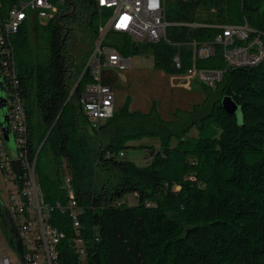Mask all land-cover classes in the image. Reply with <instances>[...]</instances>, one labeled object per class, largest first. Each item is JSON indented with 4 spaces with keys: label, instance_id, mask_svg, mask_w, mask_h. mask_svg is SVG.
Masks as SVG:
<instances>
[{
    "label": "trees",
    "instance_id": "1",
    "mask_svg": "<svg viewBox=\"0 0 264 264\" xmlns=\"http://www.w3.org/2000/svg\"><path fill=\"white\" fill-rule=\"evenodd\" d=\"M16 2L0 0V15ZM67 4L48 25L27 20L7 43L28 115L26 145L38 153L41 189L54 205L50 222L66 232L58 264H264V65L228 67L217 87L206 85L218 90V97L178 108L172 118L162 117L156 105L142 112L125 104L93 129L80 105L89 73L68 100L72 78L84 64L76 62L69 40L78 28L92 45L100 10L95 0H77V15H65L73 12ZM166 18L173 24L167 39L156 43H132L115 33L123 39L122 54L150 50L157 67L177 73L191 65L193 41L212 40L221 31L214 24L247 20L264 40V0H166ZM194 21L209 25L182 24ZM178 49L182 69L173 62ZM197 66L225 68L227 62L220 50ZM225 95L240 106L241 120L223 107ZM121 116H153L156 126L120 132L95 148L94 141ZM181 120L186 125L177 128ZM147 135L159 137L160 145H142L146 163L139 165L127 157L126 142ZM45 149L43 161L50 160V170L43 174ZM94 166L107 174L99 187L89 182ZM65 168L72 171L83 209L79 233L65 208ZM130 192L134 204L126 199ZM3 202L0 196V217L8 224ZM76 237L84 241L83 260L74 247Z\"/></svg>",
    "mask_w": 264,
    "mask_h": 264
},
{
    "label": "built area",
    "instance_id": "2",
    "mask_svg": "<svg viewBox=\"0 0 264 264\" xmlns=\"http://www.w3.org/2000/svg\"><path fill=\"white\" fill-rule=\"evenodd\" d=\"M62 4L65 3L61 0ZM100 10L98 34L88 53L87 61L69 89L68 100L75 94L84 76L90 78L81 90L80 105L88 117L92 128L97 129L116 111V94L112 84L104 80L106 67L124 70L131 65V58L122 54L115 33L128 37V42H159L167 39V29L173 23L166 18V0H95ZM46 7H53L50 19L61 11V6L52 0H17L9 7L6 15H0V67L5 78L7 106L11 132L14 134L17 150L15 155L7 146L3 126L0 122V171L8 185L10 204L6 210L12 226L17 230L22 243L23 255L17 250V240L11 232L8 238L0 233V264H58L59 243L66 237V232L50 222L54 205L46 202L39 175L37 173L38 153L28 151V115L16 74V62L9 47L10 36L17 32L27 21L48 15ZM109 14L107 23L103 20ZM188 26H207L202 22H185ZM221 31L212 40L193 41L189 56L191 65L183 71L174 73L173 79L180 78L182 84L191 87L194 81H200L212 88L217 87L228 67L245 65H264L263 32L251 27L247 20L241 24H214ZM111 39H107L108 36ZM222 51L227 66L199 67L198 60L216 56ZM182 51L178 49L173 57L177 69L184 68ZM178 76V77H175ZM124 154V153H122ZM18 163L21 175L14 169ZM72 176H65L63 188L66 194V205L72 217L73 225L79 233L80 213L82 207L75 197ZM61 207V203L57 202ZM10 228L11 225L8 223ZM1 226V217H0ZM74 247L81 259L85 256L84 241L76 237ZM9 249L12 255L5 250Z\"/></svg>",
    "mask_w": 264,
    "mask_h": 264
},
{
    "label": "rangeland",
    "instance_id": "3",
    "mask_svg": "<svg viewBox=\"0 0 264 264\" xmlns=\"http://www.w3.org/2000/svg\"><path fill=\"white\" fill-rule=\"evenodd\" d=\"M52 3L58 6L63 5L61 0H52ZM48 15L40 17L37 22L41 25H48L50 22V15L54 12L53 7H46ZM110 15L105 14L103 20L105 23L108 22ZM32 20H36L33 18ZM95 21H99L96 18ZM78 27V25H77ZM112 36H108L107 39H111ZM118 42H123V39L114 36ZM90 43L87 40L86 35L81 29H76L70 40H69V50L72 55L75 56L77 63H82L87 61L88 53L90 51ZM131 58V65L124 70L114 69L113 67H106L104 72V80L110 84L115 90L116 94V110H120L125 104L128 105L130 110H140L142 112H149L154 105L157 106L159 113L162 117L169 119L173 117L174 111L178 108L180 109H190L195 103L202 102L205 98L214 100L218 97L219 91H211L207 88L206 84L200 81H194L192 89H186L182 86V81L180 78L173 79L174 73L159 68L154 63L153 53L149 50L146 52L132 53L128 55ZM178 77V76H175ZM75 81V76L72 78ZM0 94L7 95V91ZM8 108L0 109V119L3 118L4 111ZM237 115L239 120L242 119L241 109H238ZM121 121L117 120L112 122L111 127L106 131H103L100 136V140L96 139L94 141V147H98V142H107V140L112 135H117L120 132L129 131L135 132L138 130H148L156 126L155 117L153 116H137V117H124L121 116ZM190 118H188L189 120ZM83 120V119H82ZM123 122V123H122ZM124 124L125 126H121ZM186 123L183 120L177 122L176 127L182 128ZM149 131V130H148ZM191 134H197L196 128L191 131ZM176 141H174L175 143ZM127 147V157L135 161L139 165H144L146 163L145 149L142 145H154L159 147L160 138L157 136H144L141 139L130 140L126 142ZM7 146L11 149L13 155L16 151V143L14 134H11V139L7 142ZM48 156L47 150L41 155V170L44 174V170L49 171L50 160L46 159ZM53 167V166H52ZM92 175L89 182L92 184L99 185L106 178L105 173L101 172L99 168L92 167ZM72 174L70 168L64 169V175L69 176ZM11 187L8 185L3 173L0 171V196L3 201L8 205L10 204V194L9 190ZM126 199L129 204L136 203L137 199L135 195L130 192L126 195ZM0 233L4 238H8L11 235V228L9 224H6L4 218H1ZM8 254L12 255L9 249L5 250Z\"/></svg>",
    "mask_w": 264,
    "mask_h": 264
},
{
    "label": "water",
    "instance_id": "4",
    "mask_svg": "<svg viewBox=\"0 0 264 264\" xmlns=\"http://www.w3.org/2000/svg\"><path fill=\"white\" fill-rule=\"evenodd\" d=\"M65 3H70V0H64ZM73 12H67L65 13V15H72ZM6 91V84H5V80H4V76L2 73V69L0 67V93ZM222 104L223 107L230 113H237L238 109L240 108V106L232 99L231 96L229 95H225L222 99ZM5 107H7V97L6 95L0 94V109H4ZM0 122L3 126V131H4V135H5V139L7 142L10 141L11 139V125H10V121H9V114H8V108L6 111H4L3 114V118L0 119ZM16 150H17V145H16ZM14 169L18 172L19 176L21 175V170L19 168L18 163H15ZM3 207H6L5 203L3 202ZM6 210V208H5ZM6 219L7 221L10 223L11 225V232L13 233V235L15 236V239L17 240L18 244H17V250L20 253V255H23V247H22V243L18 237V233L17 230L12 226L11 224V220L10 217L7 213L6 210Z\"/></svg>",
    "mask_w": 264,
    "mask_h": 264
},
{
    "label": "flooded vegetation",
    "instance_id": "5",
    "mask_svg": "<svg viewBox=\"0 0 264 264\" xmlns=\"http://www.w3.org/2000/svg\"><path fill=\"white\" fill-rule=\"evenodd\" d=\"M69 4L72 5V10H73L72 16L77 15V12H76L77 11V0H70ZM69 4H67V5H69ZM4 80H5V78H4Z\"/></svg>",
    "mask_w": 264,
    "mask_h": 264
},
{
    "label": "crops",
    "instance_id": "6",
    "mask_svg": "<svg viewBox=\"0 0 264 264\" xmlns=\"http://www.w3.org/2000/svg\"><path fill=\"white\" fill-rule=\"evenodd\" d=\"M192 85H193V83H192ZM192 85H191L190 88H188L187 86H185V85L182 84V86L185 87L186 89H192L193 88Z\"/></svg>",
    "mask_w": 264,
    "mask_h": 264
}]
</instances>
